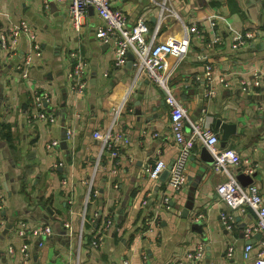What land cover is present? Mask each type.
Instances as JSON below:
<instances>
[{
	"label": "crops",
	"instance_id": "1",
	"mask_svg": "<svg viewBox=\"0 0 264 264\" xmlns=\"http://www.w3.org/2000/svg\"><path fill=\"white\" fill-rule=\"evenodd\" d=\"M156 1L169 9L162 12L153 0H113L112 6L123 10L130 24L144 17L147 39L156 33L155 42L184 37L186 25L204 31L191 36L181 60L170 58V89L192 121L210 125L222 147L236 150L241 162L233 170L239 174L242 168V182L258 185L264 196V91L247 92L241 86L254 72L264 74V0ZM67 8L57 0H0V33L26 20L40 43L37 51L27 35L12 49L0 43V219L6 222L0 230V264H22L25 241L30 243L28 264H189L186 254L201 243L203 264H264L258 256L261 234L245 236L257 212L251 206L232 209L220 198L217 186L226 176L214 170L208 153L204 159L203 142L197 140L191 150L188 182L180 190L169 186L168 177H149L150 165L162 159L168 166L178 155L166 92L147 76L134 83L132 63L114 64L111 46L98 36L103 21L94 8L80 30ZM248 30H255L257 38L234 48ZM73 52L87 63L83 93L71 90ZM29 56L32 66L23 78L17 66ZM208 64L215 78L211 82L203 78ZM223 75L227 83L219 80ZM210 85L217 93L206 96ZM34 90L50 93L55 124L32 118ZM219 118L240 129L225 146L215 126ZM68 129L74 136L64 149ZM108 130L118 136L111 150L93 135ZM190 132L186 123V135ZM54 139L60 145L49 148ZM185 207L190 210L183 212ZM95 212L102 224L114 219L97 246L93 241L101 226L87 227ZM222 212L232 216L231 228L222 223ZM22 222L32 228L49 225L52 234L42 236V245L39 237L24 239L18 233ZM250 242L254 246L246 258Z\"/></svg>",
	"mask_w": 264,
	"mask_h": 264
},
{
	"label": "built area",
	"instance_id": "2",
	"mask_svg": "<svg viewBox=\"0 0 264 264\" xmlns=\"http://www.w3.org/2000/svg\"><path fill=\"white\" fill-rule=\"evenodd\" d=\"M68 4V13L72 18V22L77 30H80L82 24L87 16V12L90 6H92L102 19L103 23L98 26L97 33L100 40L109 46H111L114 53V64L118 67L125 66L129 60L130 54L134 57L132 60V66L134 68V83L143 76H147L157 86L163 88L166 92V102L170 108L171 116V128L174 133L177 145L178 155L172 168L169 171L168 184L175 190H180L187 182V165L191 155V150L197 140L203 142L208 152L213 158L214 170L226 176V180L221 182L217 186V192L220 198L226 202V204L232 209L245 210L246 206H251L257 212L256 222L248 226L245 229V236L251 239L256 233L261 234L260 250L258 256L264 263V196L262 195L259 186L253 183L243 184L238 179V173L233 168L239 166L241 158L235 149L230 147H222L220 145V134L212 128L210 125L196 123L191 120L187 108L184 104L172 93L169 80L172 72L171 60L174 57L177 61L181 60L190 49V39L192 35L203 36L204 31L199 29L196 24L186 25V34L182 38H169L164 42H155L156 33L151 38L147 39L148 25L145 22L144 17H139L133 24L129 23V19L126 13L118 8L112 6L113 0H57ZM158 4L162 12L169 7L165 2H159L153 0ZM160 13L163 16L164 13ZM214 24V23H212ZM23 35H27L33 41V50L40 49V43L37 40V33L35 29L26 21L20 20L16 23H12L9 30L0 33V43L4 49L15 48L18 44L19 38ZM257 32L255 30L245 31L241 36L239 35L237 42L233 44V47L244 46L248 44L250 40L257 38ZM221 37H216V40H220ZM72 55L76 58V62L72 70L69 71L68 77L71 81V90L77 93H83L86 89L87 76L86 69L87 63L84 61L77 52H73ZM32 58L29 56L17 66V69L21 72L23 78L29 76V68L32 66ZM199 79L200 76H197ZM207 81H212L213 77L212 65L206 66V71L203 76ZM221 83L226 82V76L218 77ZM243 90L247 92H254L257 88L264 91V74L260 72H254L249 80L244 79L241 82ZM217 93V90L213 86H209L206 91V96H213ZM34 110L32 111V118H37L43 121H47L50 124L57 122L56 113L48 109V105L52 101V97L49 92L43 90H34L32 93ZM122 106L116 108L115 116L121 112ZM189 123L191 132L189 136L185 133V124ZM94 137L98 138L103 149L111 150L114 145V139L118 136L112 135L111 131L94 132ZM74 130L68 129L66 131V139L73 138ZM60 140L54 139L49 144V148L58 147ZM111 153L116 156L115 151ZM167 164L164 160L159 159L154 165H150L147 168V173L151 179H159L162 172L166 170ZM0 198L3 200V196L0 194ZM89 203V198L86 204ZM169 198H166L165 204L169 208ZM98 213L95 212L92 218H88L87 221L94 223ZM221 219L224 226L231 228L232 216L225 212L221 213ZM155 222L151 219L149 223ZM114 224V219L110 216L101 225L98 230V235L93 241L95 246L99 245L105 237L107 232ZM6 226V222L0 219V230ZM18 233L24 239L32 237L50 236L52 234V228L49 225L42 227L32 228L26 222H22L21 228L18 229ZM26 238V239H27ZM43 242L40 241V245ZM253 243H248L245 247V257L250 256V252L253 249ZM13 251V248H10ZM22 254V264H28L31 258L30 243L23 242L20 248ZM233 247L228 248L227 255L232 254ZM205 256V244H198L195 250L189 251L186 254V258L189 264H203ZM182 264V263H178Z\"/></svg>",
	"mask_w": 264,
	"mask_h": 264
},
{
	"label": "water",
	"instance_id": "3",
	"mask_svg": "<svg viewBox=\"0 0 264 264\" xmlns=\"http://www.w3.org/2000/svg\"><path fill=\"white\" fill-rule=\"evenodd\" d=\"M89 8H93V7L90 6ZM261 45H264V43L261 44ZM133 58H134V57L132 56V54H130V56H129V60H128L127 64H128V63L131 64ZM63 105H65V104H63ZM215 126H216L217 129L220 128V129L222 130V133H221V139H222V144H223L224 146L227 144V140H228L229 136H230L232 133H235V132H237V131L240 130L236 123L225 122V121H223L221 118H219V119L216 120V124H215ZM65 131H66V130H65ZM61 146H62V148H64V149H68V141H67V139H66V132H65V134L63 135V139H62V141H61ZM205 153H208L209 156H210V158H211V161H213V158H212V156L210 155V153L208 152L207 148H205L204 153H203L204 159H206V155H205ZM172 165H173V163H172V164H169V165L167 166L166 170H164V171L162 172L161 177H160V180H161V181H165V180L167 179V177L169 176V171H170V169L172 168ZM242 173H243V169L241 168V169L239 170V174H238V179H239L241 182H242V176H243ZM242 183L244 184V182H242ZM193 198H194V195L189 196V200L193 201ZM40 208L43 210V209L45 208V206H44V205H41ZM46 208H47V210H48L50 213L53 212V210H51L50 207L47 206ZM189 210H190V207H185V208H183V212H188ZM184 216H186V214H185ZM45 217L47 218V220H45V221H48V217H47V215H45ZM41 240H42V237H39V239H38V241H37V244H39Z\"/></svg>",
	"mask_w": 264,
	"mask_h": 264
},
{
	"label": "trees",
	"instance_id": "4",
	"mask_svg": "<svg viewBox=\"0 0 264 264\" xmlns=\"http://www.w3.org/2000/svg\"><path fill=\"white\" fill-rule=\"evenodd\" d=\"M102 222V219H101V216L99 215L97 218H96V220H95V222L94 223H92V224H90V223H88L87 224V227H96V229H98L101 225L100 224H102L101 223ZM101 228V227H100Z\"/></svg>",
	"mask_w": 264,
	"mask_h": 264
}]
</instances>
